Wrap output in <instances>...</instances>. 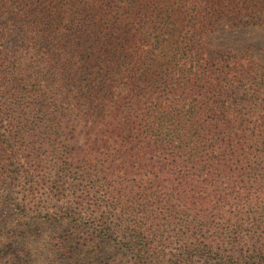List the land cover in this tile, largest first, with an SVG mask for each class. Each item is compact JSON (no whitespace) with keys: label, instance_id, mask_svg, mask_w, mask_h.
I'll return each instance as SVG.
<instances>
[{"label":"trees","instance_id":"obj_1","mask_svg":"<svg viewBox=\"0 0 264 264\" xmlns=\"http://www.w3.org/2000/svg\"><path fill=\"white\" fill-rule=\"evenodd\" d=\"M1 15L20 29L34 27L32 45L37 50L26 68L20 69L25 73L20 74L23 78L17 84L21 101L2 113L8 125L14 126L13 135L19 134L24 121L31 124L29 119L52 127L72 118L101 120L100 145L87 150L94 155L90 154L93 161L88 158L86 163L93 162L111 187L115 177L139 170L148 150L162 145L161 128L169 125L164 137L180 144L193 140L201 172L237 175L238 181L226 188L218 206L212 208L227 225L234 222L235 231L227 243H243L249 261L264 264V53L262 60L254 59L247 45L235 49L233 58L227 48L226 55L218 50L215 57L204 58L209 51L206 42L220 31L242 34V29H257L262 35L251 36L250 42H263L264 0H0ZM187 17L193 22L190 26L186 25ZM62 23L84 42L60 35ZM187 27H192L191 35ZM9 33L15 29L10 28ZM239 37L235 41L247 42ZM169 42H194V48H188L194 49V56L176 58L180 52ZM9 57L5 53V61ZM0 65H4L1 60ZM125 85L134 100L132 108L121 110L120 87ZM178 91L181 97L173 99ZM187 117L194 120L193 125L185 121ZM3 142L10 143L8 139ZM68 159L64 158L65 164ZM118 166L125 171L118 172ZM248 175L257 178L246 181V186L243 176ZM84 177L86 180V173ZM127 194L112 187L105 196L114 203L103 198L110 214L119 211V220L124 215L129 218L134 211L122 204ZM236 201L244 206L234 204ZM140 213L132 224L123 220L125 236L121 238L112 231L120 224H86L84 230L90 237L85 251L71 236L40 234L34 238L35 245L23 233L8 236L0 230V264H23L31 251L37 256L35 264H50L48 255H57L60 264H118V252L124 250L132 251V264H146L152 248L163 247L156 233L162 226L156 224L160 221L156 212ZM67 215L80 223L81 217L78 220L75 213ZM240 226H246L247 231L239 234ZM224 239V233L218 236L216 232L214 238L196 240L199 250L194 253L212 251V242ZM159 253L165 264L190 263L183 248L166 260L162 250Z\"/></svg>","mask_w":264,"mask_h":264},{"label":"rangeland","instance_id":"obj_2","mask_svg":"<svg viewBox=\"0 0 264 264\" xmlns=\"http://www.w3.org/2000/svg\"><path fill=\"white\" fill-rule=\"evenodd\" d=\"M3 16L0 18V34L4 33L0 36V60L4 64L0 65V230H5L8 236L23 233L26 240L33 244L34 238L40 234L53 237L71 236L80 243L82 251H85L88 248L86 242L90 237L87 236L89 231L84 230L86 224L96 223V227L102 222L105 226L120 224V227H114L112 231L114 236L121 238L125 236L124 230L121 229V226L125 225L124 219L129 225L141 215L142 210H152L160 218L156 224L161 223L162 227L157 228L156 233L164 248H152L146 264H165L158 255L159 250H162L166 260L179 253V248L188 253V264H258L246 257L248 252L243 243H227L235 231L234 222L227 225L221 220V214L212 208L218 206V200L226 188L238 181L237 175L226 176L218 170L201 172L192 150L193 140L180 144L171 137H164L166 130L170 129L169 125L162 126L164 135L160 139L164 142L148 150L143 165L137 167L139 170L133 169L134 174L123 175L120 179L115 177L114 183H110L111 187L107 185L109 181H106V176L97 172L93 162L86 163L88 158L93 161L88 156L94 155L90 151L87 154V150L96 149L100 145L102 137L98 135V130L103 125L101 120L92 119L85 122L81 118H72L69 121L62 120L52 127L47 122L39 125L37 120L29 119L31 124L24 121L19 134L13 135L14 126L8 125L2 113L5 108L21 101L22 93L17 84L25 73L20 69L26 68L27 60L32 59L37 50L32 45V42H35L34 27L26 25L20 29L14 22L8 21V16ZM186 20V25H192L189 17ZM64 25L65 23H62L58 27L60 35L65 34L70 41L84 42L80 36L75 38L71 28H64ZM10 28H14L15 33L10 34ZM189 29L191 35L192 27H187L186 30ZM242 30V34H236V31L215 33V36L206 42L209 51L204 58L207 60L215 57L218 50L226 55L227 49L232 52L230 57L233 58L236 56L235 49L240 50L249 45L254 59L262 60L264 49L261 50L260 47L264 45V41L250 42L251 36L257 37L262 35V32L257 29ZM239 36L245 37L247 42L235 41L234 38H240ZM122 37L121 35V41ZM169 43L180 52L176 58L194 56V49L188 50L190 47L194 48V42ZM41 44L45 46L43 42ZM25 50L30 53H24ZM5 53L10 54L8 61H5ZM14 65L18 66L17 71ZM120 92L118 103L124 105L121 110L132 108L133 93L128 86L120 87ZM180 97L178 91L172 98L178 100ZM170 102L178 104L177 101ZM29 114L32 116V112ZM185 121L194 124L190 117ZM4 139L10 141L9 145H4ZM64 158H69L66 164ZM148 167L150 169L146 170ZM119 168L116 167L118 172L125 171ZM84 173L87 174L86 180ZM243 178V184L248 186L246 181L250 182L251 178L254 180L257 176L248 175ZM86 186L90 188L85 189ZM112 187L128 192L122 204L134 209L130 211L129 218L124 215L123 219L119 220V211L113 215L108 212L110 210L105 201L114 203V200L105 194ZM233 187L239 190L237 185ZM206 195L207 199H204ZM234 204L244 206L242 201H236ZM163 210L167 214H162ZM67 212L75 213L78 220L81 217L80 223L68 217ZM66 216L67 220L64 219ZM246 231V226L238 228L239 234ZM216 232L218 236L224 233L225 239L212 242V251L194 253L199 250L196 240L214 238ZM10 239L7 244L12 241V238ZM14 241L13 244L16 245ZM98 243L99 241H96L95 244ZM114 251H117L116 248ZM32 254L33 251L28 253L30 259L28 255L24 257L23 264H35L37 256ZM118 254V264L133 263L132 251L124 250ZM47 257L52 260L50 264L61 263L57 255Z\"/></svg>","mask_w":264,"mask_h":264}]
</instances>
